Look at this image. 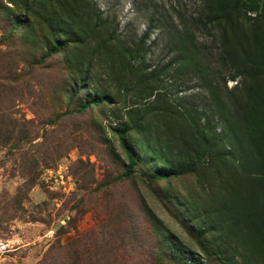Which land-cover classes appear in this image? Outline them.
<instances>
[{
  "label": "trees",
  "instance_id": "obj_1",
  "mask_svg": "<svg viewBox=\"0 0 264 264\" xmlns=\"http://www.w3.org/2000/svg\"><path fill=\"white\" fill-rule=\"evenodd\" d=\"M198 1L190 21L168 26L153 16L137 40L126 41L93 0H12L7 36L25 47L31 77L59 72L49 86L40 80L42 93L55 91L58 104L111 124L127 160L124 178L143 166L144 180L161 186L165 210L179 206L177 220L195 249L185 251L162 230L165 257L264 264V0ZM157 32L171 60L151 67L154 43H147ZM202 32L215 33V53L199 45ZM185 71L206 92L203 107L176 104L163 91L170 73ZM227 81L236 82L230 91ZM193 177V193L176 190Z\"/></svg>",
  "mask_w": 264,
  "mask_h": 264
},
{
  "label": "rangeland",
  "instance_id": "obj_2",
  "mask_svg": "<svg viewBox=\"0 0 264 264\" xmlns=\"http://www.w3.org/2000/svg\"><path fill=\"white\" fill-rule=\"evenodd\" d=\"M11 1L0 0V264H173L164 254L162 230L193 252L179 206L165 210L161 186L144 180V167L123 177L127 160L111 124L98 113L88 118L58 104L55 91H40V80L47 78L49 86L59 72L28 74L25 47L8 41ZM93 3L126 41L137 40L153 16L176 26L199 12L198 0ZM197 37L216 52L215 33ZM152 42L146 64L165 65L171 60L165 37L154 33L147 46ZM186 73H170L173 82L165 79L162 89L176 104L203 107L206 92ZM235 85L227 81L226 88ZM194 185L193 177L174 186L193 193Z\"/></svg>",
  "mask_w": 264,
  "mask_h": 264
}]
</instances>
